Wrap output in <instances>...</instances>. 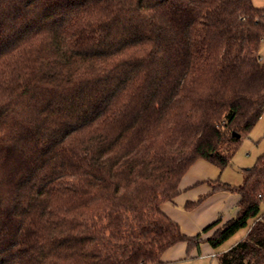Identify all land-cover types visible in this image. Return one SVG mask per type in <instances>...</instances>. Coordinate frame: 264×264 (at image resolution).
I'll use <instances>...</instances> for the list:
<instances>
[{"label":"trees","instance_id":"16d2710c","mask_svg":"<svg viewBox=\"0 0 264 264\" xmlns=\"http://www.w3.org/2000/svg\"><path fill=\"white\" fill-rule=\"evenodd\" d=\"M263 39L252 0H0V264H159L243 228L218 264H264V153L208 180L227 220L162 209L264 112Z\"/></svg>","mask_w":264,"mask_h":264},{"label":"rangeland","instance_id":"374dc122","mask_svg":"<svg viewBox=\"0 0 264 264\" xmlns=\"http://www.w3.org/2000/svg\"><path fill=\"white\" fill-rule=\"evenodd\" d=\"M252 2L257 7H264V0H252ZM259 54L261 62L264 63V39L261 43ZM263 153L264 112L261 114L259 119L249 131L242 133L240 139L236 143L235 150L232 154L229 164L223 170H220L216 165L210 163L209 161L199 158L189 167V169L182 176L179 182L180 192L175 196L173 202H166V204H168L167 206L169 207V209L173 211L172 216L174 217V219L177 220L180 229L183 232L186 231V234H190L187 233V231H191L190 227L193 224V221L197 220L196 214L199 213L200 216H203L215 205L214 200L210 198L213 193L218 192L224 196V199L219 201L221 202V207L218 212H216L215 216L223 217L224 215H226L224 212L226 209H230V211L233 210V215H235L237 211L236 202H234V200L236 199L235 193L226 190H210L208 192H203V188H210L208 180L216 178L221 182H227L235 185L240 184L244 178L243 169L251 167L255 163L257 157ZM198 160H203L207 162L208 167L197 173L193 170L195 169L194 167ZM197 176L199 177V180H197ZM187 181H190V183L185 184ZM196 193L197 197L192 198V194ZM189 202L193 203V205L188 206ZM261 210L264 212V205H262ZM245 233L246 228L240 229L224 244H222L216 249L212 248L213 252H221L223 247H227L231 243L241 239V237H243ZM191 251L193 252L194 249L187 251V246L185 247L186 254H190ZM203 262L205 263H199V261H194V263L192 264H207L206 262H212L211 264H218L216 257H209Z\"/></svg>","mask_w":264,"mask_h":264},{"label":"crops","instance_id":"0c3cea01","mask_svg":"<svg viewBox=\"0 0 264 264\" xmlns=\"http://www.w3.org/2000/svg\"><path fill=\"white\" fill-rule=\"evenodd\" d=\"M206 167H208L207 162H205L203 160H198L195 164V167H194L195 169L193 171L198 173L201 170H204ZM197 180H199V177L197 178ZM188 183H190V181H187L185 184H188ZM203 190H204L203 192H208L211 190V188L204 187ZM179 192H180V185H179ZM196 197H197V193L192 194V198H196ZM210 198H212L214 200L215 205L203 216H200L199 213L196 214L197 220L193 221V224L190 227L191 231H187V233L195 234L198 231H200L202 229V227H204L205 225H207L208 223L212 222L213 220H215L217 218V216H215V214H216V212H218V210L221 207V202H219V201L223 200L224 196L221 193L217 192V193H213V195ZM237 201H238V195L236 194V199L234 200V202H236V207H237ZM167 205L168 204L164 203L162 205V209L172 219H174V217L172 216L173 211H171ZM224 212L226 215H224L223 217H220L222 219V222L227 220L228 218L232 217L233 213H234L233 210L230 211V209L229 210L226 209ZM183 215H185V214H183ZM174 220L177 221L176 219H174ZM233 243H231L227 247H223L222 251L228 249ZM185 247H186V244L184 242H178L177 244L168 248L162 254V256H161L162 262L159 264H169V263H171V264L172 263L192 264V263H194V261H199V263H205L203 261H205L209 257H216V253L213 252L212 247L207 242L201 243L199 245V247L194 249L193 252L191 251L190 254H186ZM206 263L211 264L212 262H206Z\"/></svg>","mask_w":264,"mask_h":264},{"label":"water","instance_id":"95a60500","mask_svg":"<svg viewBox=\"0 0 264 264\" xmlns=\"http://www.w3.org/2000/svg\"><path fill=\"white\" fill-rule=\"evenodd\" d=\"M232 134H233L234 136H238V134H237V133H235V132H233Z\"/></svg>","mask_w":264,"mask_h":264}]
</instances>
